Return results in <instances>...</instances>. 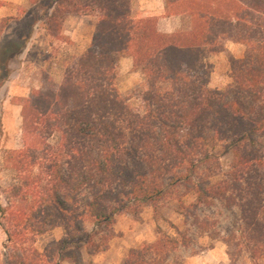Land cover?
<instances>
[{
	"label": "trees",
	"instance_id": "16d2710c",
	"mask_svg": "<svg viewBox=\"0 0 264 264\" xmlns=\"http://www.w3.org/2000/svg\"><path fill=\"white\" fill-rule=\"evenodd\" d=\"M31 1L41 9L33 24L44 22L54 37L68 15L99 17L63 83L47 78L23 100L22 146L3 154V167L15 173L0 203L12 264H41L37 239L59 227L65 237L50 250L54 264H81L85 253L108 250L123 196L156 204L179 185L194 192L197 205L239 207L229 264L244 250L253 261L264 256V0H164L168 16L190 23L174 33L160 31L157 17L134 18L132 0ZM227 42L244 52L229 57L231 83L212 89L207 60ZM125 54L144 75L133 92L139 110L116 87ZM211 145L232 156L230 168L214 184L195 182ZM199 225L209 231L207 222ZM185 243L158 229L123 264H171Z\"/></svg>",
	"mask_w": 264,
	"mask_h": 264
},
{
	"label": "rangeland",
	"instance_id": "374dc122",
	"mask_svg": "<svg viewBox=\"0 0 264 264\" xmlns=\"http://www.w3.org/2000/svg\"><path fill=\"white\" fill-rule=\"evenodd\" d=\"M132 15L134 18L157 17L159 29L164 33L190 26L182 17L168 16L164 0H132ZM40 16L41 9L31 0H0V203L4 202V192L15 183V173L3 167L2 157L6 150L22 146L23 100L34 91L43 90L47 78L58 85L63 83L69 62L83 55L90 46L99 17L97 13L83 11L68 15L61 35L54 37L44 22L33 24ZM243 52L242 46L227 42L222 53L208 57L212 89L224 90L231 83L229 57L241 58ZM143 80L144 75L134 67L133 58L126 54L120 56L116 87L120 93L130 95L131 104L138 110L141 102L133 92ZM212 146L209 148L212 158L197 172L195 182L214 184L230 168L232 156L224 153L222 145ZM167 180L171 182L173 177ZM115 206L118 211L114 231L118 230L119 239L111 240L108 250L134 243L122 257L107 253L90 257L85 253L81 264H123L130 249L154 242L158 229L186 242L171 253V264H229V253L237 252L236 246H228L227 240L233 234L240 235L237 233L241 225L239 207L228 209L222 200L213 205H197L194 192L184 185L172 187L156 204L146 205L123 196ZM202 221L210 226L209 231L200 229ZM94 228L88 225L89 231ZM64 237L59 227L37 239V242L40 240L38 250L44 252L41 264L55 263L57 259L50 250ZM5 246L6 236L0 228V264H12L8 258L12 252ZM238 264H264V256L253 261L250 252L244 250Z\"/></svg>",
	"mask_w": 264,
	"mask_h": 264
},
{
	"label": "crops",
	"instance_id": "0c3cea01",
	"mask_svg": "<svg viewBox=\"0 0 264 264\" xmlns=\"http://www.w3.org/2000/svg\"><path fill=\"white\" fill-rule=\"evenodd\" d=\"M158 27H159V24H158ZM116 227H117V225H115ZM56 230V229H55ZM54 231V230H53ZM52 231V232H53ZM64 232V231H63ZM51 233V232H50ZM118 230L116 231V237H114L112 240H117V239H119L117 236H118ZM49 234V233H48ZM48 234H46V235H43V236H41V237H39V239H41V238H44V237H46ZM64 236H65V233H64ZM40 240H38V242H36V248L38 247V245H39V242ZM58 241H60V240H58ZM134 243V242H133ZM132 243V244H133ZM117 244V243H116ZM131 243L129 244V242L128 243H124L123 245H122V247L120 248V249H118L117 247H112V248H110L108 251H106V252H104V254H115V255H117V256H120V257H122L124 254H126V252L125 251H127L130 247H131V245H132ZM38 249V248H37ZM101 254H103V253H101ZM100 255V254H99ZM99 255H96V257L97 256H99ZM93 257H95V256H93Z\"/></svg>",
	"mask_w": 264,
	"mask_h": 264
}]
</instances>
